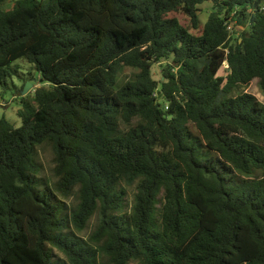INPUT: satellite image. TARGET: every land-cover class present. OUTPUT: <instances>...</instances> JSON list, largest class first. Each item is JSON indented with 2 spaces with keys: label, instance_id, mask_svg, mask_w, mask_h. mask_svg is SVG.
I'll return each mask as SVG.
<instances>
[{
  "label": "trees",
  "instance_id": "obj_1",
  "mask_svg": "<svg viewBox=\"0 0 264 264\" xmlns=\"http://www.w3.org/2000/svg\"><path fill=\"white\" fill-rule=\"evenodd\" d=\"M4 1L0 85L39 86L0 119V264H264V104L232 95L264 91V0Z\"/></svg>",
  "mask_w": 264,
  "mask_h": 264
},
{
  "label": "rangeland",
  "instance_id": "obj_2",
  "mask_svg": "<svg viewBox=\"0 0 264 264\" xmlns=\"http://www.w3.org/2000/svg\"><path fill=\"white\" fill-rule=\"evenodd\" d=\"M17 0H5L2 4V8L5 10L11 9L15 2ZM212 11V4L210 2H204L201 5H199V11L197 14L198 17V23L199 28H202L204 24L206 23L210 12ZM172 16L178 17L179 21L182 25L189 28V22L188 20L183 17L180 14H171ZM178 15V16H177ZM242 26L235 27L233 38L237 37L239 33L242 31ZM193 33H197L198 31L191 30ZM14 66L18 69L16 71L15 75H13L11 78L6 79V87L0 85V119H5L8 123H10L14 128H20L21 127V120L17 116V111L22 107V103L20 100V93L26 83H31L32 87L28 90L26 93V99L29 102H32V96L34 91V84L35 87L39 86V81L37 79V72L33 65L29 64L25 58H20L17 61H15ZM16 69V70H17ZM151 74L154 79H159L160 77V67L158 64H153L151 66ZM128 71L127 73H129ZM239 92H247L252 95H254L259 101H261L264 104V91H261L258 89L257 80H252L247 86L240 87L239 89H236L232 95H236ZM38 156L39 161L41 163V170L39 174V178L42 180H45L49 187H53V184L55 183L56 179L53 176V153L51 151V148L48 145H42L38 149ZM135 192V189L133 186L127 187V195L125 197V203H126V209H129L133 194ZM65 202L72 206L75 202L74 195H69ZM96 224V217L94 216L87 228L83 230L80 233H76L81 237L86 238L89 233L93 230L94 226ZM51 264H69L66 257L59 252L58 250H54V258L52 260ZM99 264H107L104 258H99ZM129 264H135L134 262H130Z\"/></svg>",
  "mask_w": 264,
  "mask_h": 264
},
{
  "label": "built area",
  "instance_id": "obj_3",
  "mask_svg": "<svg viewBox=\"0 0 264 264\" xmlns=\"http://www.w3.org/2000/svg\"><path fill=\"white\" fill-rule=\"evenodd\" d=\"M226 28H227V31L229 32V37H233V35L235 34L234 33L235 23L234 22L230 23ZM220 70L222 71L223 75H227L229 68H228V64L226 63V61L222 63Z\"/></svg>",
  "mask_w": 264,
  "mask_h": 264
},
{
  "label": "water",
  "instance_id": "obj_4",
  "mask_svg": "<svg viewBox=\"0 0 264 264\" xmlns=\"http://www.w3.org/2000/svg\"><path fill=\"white\" fill-rule=\"evenodd\" d=\"M249 29H248V27H247V31H248ZM32 87V84L29 82V83H26L25 85H24V87H23V89H22V91H21V93H20V96H25L26 95V93L28 92V90L30 89Z\"/></svg>",
  "mask_w": 264,
  "mask_h": 264
}]
</instances>
